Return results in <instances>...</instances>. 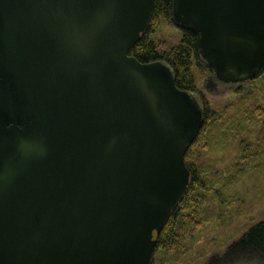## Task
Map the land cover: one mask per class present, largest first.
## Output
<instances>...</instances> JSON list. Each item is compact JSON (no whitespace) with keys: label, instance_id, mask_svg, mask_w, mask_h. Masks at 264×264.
<instances>
[{"label":"water","instance_id":"1","mask_svg":"<svg viewBox=\"0 0 264 264\" xmlns=\"http://www.w3.org/2000/svg\"><path fill=\"white\" fill-rule=\"evenodd\" d=\"M156 0H0V264H151L204 109L132 54ZM224 82L264 71V0H173Z\"/></svg>","mask_w":264,"mask_h":264},{"label":"rangeland","instance_id":"2","mask_svg":"<svg viewBox=\"0 0 264 264\" xmlns=\"http://www.w3.org/2000/svg\"><path fill=\"white\" fill-rule=\"evenodd\" d=\"M182 37L176 21L165 17L152 35L162 50ZM193 71L192 93L215 114L192 155L201 187L184 214L194 220L179 248L155 252L151 264H264V253L233 247L264 221V73L231 83L210 66L195 64Z\"/></svg>","mask_w":264,"mask_h":264},{"label":"trees","instance_id":"3","mask_svg":"<svg viewBox=\"0 0 264 264\" xmlns=\"http://www.w3.org/2000/svg\"><path fill=\"white\" fill-rule=\"evenodd\" d=\"M161 17L174 21L173 0H156L150 26L142 39L135 45L132 54L142 62H153L156 60L167 62L174 71L177 85L181 89L194 92L196 91V78L193 66L198 64L203 67H209L201 56L197 34L189 29L181 28L183 32L181 42L170 49L162 50L159 42L152 38L159 26ZM263 73L264 71L256 77ZM203 109V128L186 154V163L191 172L190 185L182 200L173 209L170 219L162 230L155 252L179 248L184 231L193 224L194 218L189 215L186 219L184 214L189 204L196 198V192L201 187L199 167L192 159V155L195 148L202 145V138L208 131L210 120L215 115L208 104ZM233 247L241 250L250 248L259 253H264V221L253 226L240 240L233 244Z\"/></svg>","mask_w":264,"mask_h":264}]
</instances>
